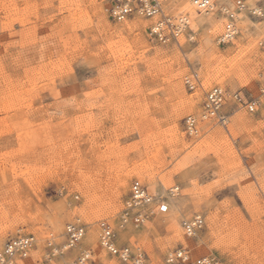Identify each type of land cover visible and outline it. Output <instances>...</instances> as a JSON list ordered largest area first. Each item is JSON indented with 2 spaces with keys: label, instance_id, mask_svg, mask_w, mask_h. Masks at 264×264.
<instances>
[{
  "label": "rangeland",
  "instance_id": "1",
  "mask_svg": "<svg viewBox=\"0 0 264 264\" xmlns=\"http://www.w3.org/2000/svg\"><path fill=\"white\" fill-rule=\"evenodd\" d=\"M175 1L163 3L164 14L180 8ZM108 7V0H0V248L33 236L28 257L13 264H72L83 251L87 264H123L100 245L104 220L116 244L142 252L144 264H166L179 246L221 264H264V17L250 15L242 29L235 23L238 33L225 43L191 23L178 43H161L148 35L150 19L130 31L138 16L116 22ZM191 74L198 83L189 90ZM213 86L226 94L227 123L201 121L198 134L187 135L184 117L198 116ZM234 93L259 105L238 107ZM133 167L145 177L127 179L117 197ZM133 180L150 193L176 186L174 205L120 226L122 212H132ZM196 214L203 226L189 237L181 223ZM69 223L82 225L84 236L67 248Z\"/></svg>",
  "mask_w": 264,
  "mask_h": 264
},
{
  "label": "built area",
  "instance_id": "2",
  "mask_svg": "<svg viewBox=\"0 0 264 264\" xmlns=\"http://www.w3.org/2000/svg\"><path fill=\"white\" fill-rule=\"evenodd\" d=\"M108 12L112 20L121 22L128 17L140 16L142 18H157V22L148 28L149 37L165 42L167 39H177L185 30L180 28L172 15H166L163 11L164 0H108ZM195 6L200 8L209 7L212 0H192ZM225 43L224 41H220ZM196 75L186 77L185 85L189 90L194 87ZM236 106L243 107L253 112L259 105L255 98L247 99L239 93L232 94ZM226 94L219 87L208 89L204 94L201 103L200 119H213L221 125L226 124L227 115L223 111ZM184 129L187 135L194 136L198 133L197 118L187 115L183 119ZM173 191V190H172ZM177 191V187L174 192ZM127 209L131 213L123 211L120 216V226L132 223L134 226L142 224L145 219L156 209L158 212H166V205L159 196L152 195L148 189L138 180H133L129 189V200ZM154 206V207H153ZM154 208V209H153ZM184 233L192 237L201 230L203 217L199 214L183 220L181 223ZM99 242L104 250L116 256L123 264H144V254L140 251H132L127 246H118L115 241V232L111 225L104 220L99 222ZM66 247H73L80 242L84 236V227L80 224L70 223L66 226ZM33 236H19L8 239L0 248V264H13L15 258L25 259L33 247ZM90 259V252L83 251L72 264H87ZM166 264H221L220 261L210 256H192L188 249L179 246L165 256Z\"/></svg>",
  "mask_w": 264,
  "mask_h": 264
},
{
  "label": "bare ground",
  "instance_id": "3",
  "mask_svg": "<svg viewBox=\"0 0 264 264\" xmlns=\"http://www.w3.org/2000/svg\"><path fill=\"white\" fill-rule=\"evenodd\" d=\"M93 1H95V0H93ZM165 1H167V0H164V2ZM177 1L178 0H176L175 2H177ZM179 5H180L179 6L180 8L177 9V10H174L172 16L175 18V22L179 24L180 28H185V30L180 34V36H183L186 33L187 28L189 27V25L191 23L192 24L191 27L200 28V29H203L204 31H208V34L211 35V36L218 35L217 36L218 40H221V41H224V42H226V41L228 42L229 40H233L235 33H238V27L237 28L235 27V25H234L235 23H238L239 24V28L242 29L245 26V24H247L248 22H251V23L253 22L251 20L250 15L253 14L256 17H264V5L263 6L256 5L254 8L251 9V8H249L248 6H246L243 3V0H212L210 6L206 7V8H200L198 6H195L193 4L192 0H179ZM185 11L189 12V15L191 16L192 21H190L191 19L189 18V15ZM101 19H102L101 21H103L104 23L106 22L104 15H102ZM146 19H150L151 20L148 28L153 26V24L157 22V18L156 17L146 18ZM144 25H145V22L140 19V16H138V18L136 20L128 23L125 26V29L130 30V31L131 30H136V29H140V28L144 27ZM187 37L190 40H193V37H192L191 33H188ZM170 40H174V41H176V43H178L177 39H167V41H170ZM156 53H157L156 54L157 56L161 55L160 54L161 52H159V51L156 52ZM198 64L199 63L196 62L195 66H198ZM241 72L242 71L240 70V73ZM177 74L178 73L173 74V77H176ZM237 76H241V75L238 74ZM186 77L191 78L192 74L190 76H186ZM185 78H184V80H185ZM217 79L218 78H216L214 76L213 80H209L208 79V81L209 82L212 81L211 83H213ZM193 83H194V86H195V83H198L197 76H196V79L194 80ZM213 87L221 88L220 86H213ZM213 87H211V88H213ZM211 88H209V89H211ZM193 89H194V87H193ZM203 99H204V96H203ZM188 103L189 102L185 101V102H183L181 104L182 106H180L179 110H177V112L175 114V117H174V119L176 121H177V118H179L181 116V114L184 112V111H181V110H186L187 111V109H189V104ZM189 115H192V114H189ZM192 116H194V115H192ZM195 117L197 118V128L198 129H199V127H198L199 122L208 121V119H206V118L201 120L199 118L200 117V113L198 114V116H195ZM209 120H213V119H209ZM226 123H227V121H226ZM175 129H176V127H175ZM139 169H142V168H138V167L131 168L129 170V172H127L125 174V177L122 178V180L117 184V186H116V192H117L116 196L117 197L122 193V191H123V189L125 187V182H126L127 179H129L133 175H137L138 177H141V178L145 177L143 175V172L140 171ZM175 189H176V186L175 187H170L167 190H165V192L163 193V188L156 187L155 188V192H151V194L155 195V196H159L160 200L163 201L167 205V208L168 207L171 208L174 205V203L172 201V197H173V195H175V192H176V191L174 192ZM166 197H167V200H166ZM153 212H155V211H153ZM174 220H176V219H174ZM172 222L174 223V221H172ZM211 223L213 224V222H211ZM177 226H178V224H177ZM65 230H66V227H65ZM172 230H173L175 235L179 236L180 232H179L177 227H175L173 225ZM89 238H90L91 242H95L94 236H90Z\"/></svg>",
  "mask_w": 264,
  "mask_h": 264
},
{
  "label": "snow or ice",
  "instance_id": "4",
  "mask_svg": "<svg viewBox=\"0 0 264 264\" xmlns=\"http://www.w3.org/2000/svg\"><path fill=\"white\" fill-rule=\"evenodd\" d=\"M259 79H260V84L258 85V87L260 88L259 95L261 97H264V73H261ZM164 208L166 210L167 209V205H165Z\"/></svg>",
  "mask_w": 264,
  "mask_h": 264
}]
</instances>
